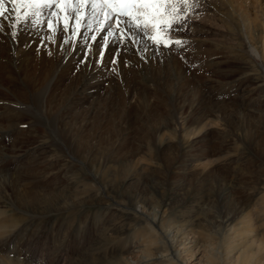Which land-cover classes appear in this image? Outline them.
<instances>
[{"label": "rangeland", "instance_id": "1", "mask_svg": "<svg viewBox=\"0 0 264 264\" xmlns=\"http://www.w3.org/2000/svg\"><path fill=\"white\" fill-rule=\"evenodd\" d=\"M3 7L32 48L0 61V264H264V0L180 5L182 47ZM47 40L74 56L64 84L35 62Z\"/></svg>", "mask_w": 264, "mask_h": 264}, {"label": "snow or ice", "instance_id": "2", "mask_svg": "<svg viewBox=\"0 0 264 264\" xmlns=\"http://www.w3.org/2000/svg\"><path fill=\"white\" fill-rule=\"evenodd\" d=\"M6 2L20 6V9H11L14 12L21 10L16 23L35 16V23L39 24L40 9L55 5L64 13L61 30L71 27L75 32L76 28L90 27L92 23H96L100 25L96 29L98 32L115 27L122 34L134 35L132 30L135 29L143 32L153 43L164 47H182L186 41L173 39L171 34L184 26L186 9L180 5H190L192 0H0V17L4 16L5 11H9L3 7ZM51 16H58V13L53 11ZM70 21L75 23L70 24ZM47 23L49 28L56 27L51 19ZM121 25L125 27L120 28ZM109 34L115 33L110 31ZM100 55H104L103 51ZM113 62H116L115 59Z\"/></svg>", "mask_w": 264, "mask_h": 264}, {"label": "bare ground", "instance_id": "3", "mask_svg": "<svg viewBox=\"0 0 264 264\" xmlns=\"http://www.w3.org/2000/svg\"><path fill=\"white\" fill-rule=\"evenodd\" d=\"M261 16L264 19V13H262ZM263 24H264V20H263ZM9 25H11V24H9ZM14 25H16V24H12L11 25L12 28H13ZM17 26H18V24H17ZM37 26L38 25H36V27ZM12 28L10 27V29H12ZM30 31H32L31 27H30ZM34 32H35V30L33 29V33ZM6 35H7V30L0 29V61H3V59H1V57H3V56L8 57L7 61H11L9 56H11L12 53H15V52L17 54V56L14 57L15 60L16 61H21L24 53L30 51V49L32 48V47L30 48V46L27 47V45L29 44V42H28L29 38H28L27 34H22V31H18L17 34H16V40L13 43H11L10 40H7V36ZM96 38H97V36L95 37V39ZM95 39H93V43L96 42ZM50 43H51V40L50 41L47 40V42L44 43V45L41 46V47L44 48V50L40 51L41 53L38 56V58L35 60V62L37 64V66L41 65V67L42 66L49 67V69L51 71V74L53 72L55 74H57V73L59 74L58 77L55 78V80L52 82L56 86L58 84H64V81H63L62 78L66 76L65 72L68 71L69 73H71L72 68L74 69V67H75L74 66V61H72L74 56L71 54L70 51L67 52V51L59 50L55 54L54 57H52L50 59H47L46 58L47 54H45V51H47V49H49V46L51 45ZM91 46H92V43H91ZM110 46H111V44L106 45L105 53H109L111 51V47ZM75 48H76V46H75ZM249 49H250V52H252L254 55H257L256 50L252 46H250ZM94 55H98V54L96 52H93V55L90 56L89 59L93 60L92 58L94 57ZM30 61H31L32 66L34 67V64H33L34 61L33 60H30ZM28 66H31V65L28 64ZM97 69H98V64L95 65L94 62H92V61L86 62L85 66L82 67L80 77L82 78V77H84L87 74L88 78H87V82L81 83L80 82L81 79H80L79 81H77L75 83L74 88H76V89L74 90V92H75L74 97H76V100L79 98V100H78L79 103H83L86 99H89L92 96H94L96 94V93L94 94L95 91L101 90V88L99 87L101 82L98 81L99 83L97 82V84L95 85L91 81L92 78L93 79L96 78L95 73L97 72L96 71ZM76 72H78V70ZM8 79H9V77H5L3 71L0 72V81L1 82H2V80L7 81ZM95 80H97V79H95ZM100 81H102V82L106 81V78L103 77L102 79H100ZM121 88H123V86ZM85 90L89 91V93H84ZM66 104H68V105H66ZM66 104H65V106H68V107H66L67 110L72 109L73 105H75L76 107L78 106V103L75 100L67 101ZM120 104H122V103H120ZM80 117H82V121H84V120L87 119V114L80 115L77 118H80Z\"/></svg>", "mask_w": 264, "mask_h": 264}]
</instances>
